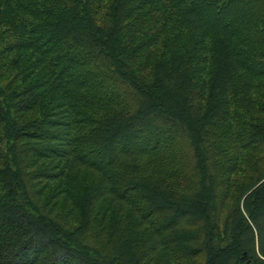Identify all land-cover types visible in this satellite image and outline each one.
Listing matches in <instances>:
<instances>
[{"label":"trees","instance_id":"16d2710c","mask_svg":"<svg viewBox=\"0 0 264 264\" xmlns=\"http://www.w3.org/2000/svg\"><path fill=\"white\" fill-rule=\"evenodd\" d=\"M0 264H264V0H0Z\"/></svg>","mask_w":264,"mask_h":264}]
</instances>
